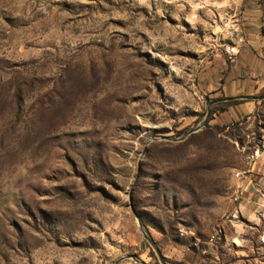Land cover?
Listing matches in <instances>:
<instances>
[{
  "label": "rangeland",
  "instance_id": "1",
  "mask_svg": "<svg viewBox=\"0 0 264 264\" xmlns=\"http://www.w3.org/2000/svg\"><path fill=\"white\" fill-rule=\"evenodd\" d=\"M230 6L0 0V264L174 262L151 243L262 264L264 221L233 233L244 251L210 240L261 149L264 106L185 136L207 114L196 84Z\"/></svg>",
  "mask_w": 264,
  "mask_h": 264
},
{
  "label": "crops",
  "instance_id": "2",
  "mask_svg": "<svg viewBox=\"0 0 264 264\" xmlns=\"http://www.w3.org/2000/svg\"><path fill=\"white\" fill-rule=\"evenodd\" d=\"M231 7L232 12L238 17L241 35L244 39V43L239 45L236 62L231 64L227 61L223 45L220 49L215 48L213 57L205 63L196 84L199 93L207 100L218 98L228 99L224 102L233 99L242 100L241 103L213 115L212 121L222 124L255 118L264 106V2L263 0H246L237 2ZM223 39L225 41L224 36ZM261 143V149L257 148L260 157L252 163V182L254 184L245 182L242 185V217L240 221L233 219L224 221L220 227L224 231L225 238L219 242L210 240L211 243L226 244L231 242L237 246V249H240L237 251H244L240 236L233 235V233L237 232L241 235L246 232L247 229L243 227V224H250V228L254 229L253 226H258L261 223L254 214V210L257 207L258 197L264 193V135L261 136ZM259 235L260 233L255 235L256 246H254L255 248L252 246L251 250H256L258 256L262 255L263 264L264 250L260 247ZM161 250L163 256L174 261L172 264L175 262L178 264H199L193 262L192 253H185L174 246L163 247ZM209 258L210 263L226 264L225 259L221 256L210 254ZM255 264H260L259 258Z\"/></svg>",
  "mask_w": 264,
  "mask_h": 264
},
{
  "label": "built area",
  "instance_id": "3",
  "mask_svg": "<svg viewBox=\"0 0 264 264\" xmlns=\"http://www.w3.org/2000/svg\"><path fill=\"white\" fill-rule=\"evenodd\" d=\"M232 4L237 2H245L246 0H230ZM232 7H229L228 13L224 16L225 18L222 21V32L225 37V43L223 44V48L227 57V61L229 63H235L237 56L239 54V45L244 43V39L241 35V26L238 20V17L235 13L232 12ZM260 157V153L258 150L253 152L251 155L250 166L245 170H240L236 173V178L239 183V187L237 188L235 195V202L237 203V208L235 213L232 215L233 220H239L242 217V201H243V192L242 185L245 182H252V163ZM254 214L258 217L260 221H264V193H262L258 197L257 207L254 210ZM225 238L224 231L221 227L213 234L211 241L219 242ZM259 244L260 247L264 250V228L259 235ZM264 264V263H263Z\"/></svg>",
  "mask_w": 264,
  "mask_h": 264
},
{
  "label": "water",
  "instance_id": "4",
  "mask_svg": "<svg viewBox=\"0 0 264 264\" xmlns=\"http://www.w3.org/2000/svg\"><path fill=\"white\" fill-rule=\"evenodd\" d=\"M263 2H264V0H263ZM227 100H228V99H225V98H218V99L208 100V102H207V114H206V116H205V118H204V120H203V122H202V125H201L199 128H197V129H195V130H191L190 132L186 133L185 136H188V135H190V134H193V133H195L197 130H199L202 126H205V124L209 121L210 116H211V107H212L214 104H218V103H220V102H224V101H227ZM137 179H138V176H137L136 180H137ZM137 218H138V217H137ZM138 219H139V218H138ZM139 225H140V227H141V231H142L144 237H145L147 240L150 241V239L148 238V235H147V234L144 232V230H143V227H142V224H141L140 220H139ZM151 244H152V246L154 247V249H155V251H156L158 257L160 258L161 262H163V255L160 253L159 249H158L153 243H151Z\"/></svg>",
  "mask_w": 264,
  "mask_h": 264
},
{
  "label": "trees",
  "instance_id": "5",
  "mask_svg": "<svg viewBox=\"0 0 264 264\" xmlns=\"http://www.w3.org/2000/svg\"><path fill=\"white\" fill-rule=\"evenodd\" d=\"M242 100H239V99H233V100H230L228 102H224V103H219V104H216L212 107L211 109V119L209 120H212L213 119V115L218 112V111H225L227 110L228 107L232 106V105H236V104H239L241 103Z\"/></svg>",
  "mask_w": 264,
  "mask_h": 264
}]
</instances>
